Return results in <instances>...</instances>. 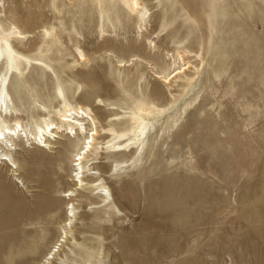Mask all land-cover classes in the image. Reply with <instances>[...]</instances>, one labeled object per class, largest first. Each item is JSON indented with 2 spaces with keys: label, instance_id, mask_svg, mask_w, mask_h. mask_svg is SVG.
Returning <instances> with one entry per match:
<instances>
[{
  "label": "rangeland",
  "instance_id": "1",
  "mask_svg": "<svg viewBox=\"0 0 264 264\" xmlns=\"http://www.w3.org/2000/svg\"><path fill=\"white\" fill-rule=\"evenodd\" d=\"M2 1L0 31L26 35L6 119L33 132L64 97L99 130L73 227L46 264H264V0H212L206 40L180 0H139L135 12L123 0ZM169 52L186 53L188 82L156 76L178 66ZM140 104L163 110L126 143ZM51 143L18 142V175L0 162V259L36 264L71 210L76 141Z\"/></svg>",
  "mask_w": 264,
  "mask_h": 264
},
{
  "label": "bare ground",
  "instance_id": "2",
  "mask_svg": "<svg viewBox=\"0 0 264 264\" xmlns=\"http://www.w3.org/2000/svg\"><path fill=\"white\" fill-rule=\"evenodd\" d=\"M193 12L196 22L199 23L202 28L203 40L207 39L206 29L209 25V10L211 8L212 0H180ZM2 0H0V8H2ZM126 7L131 12H135L140 6L139 0H123ZM2 9H0V17H3ZM47 33V30L46 32ZM26 35L16 26H11V31L8 35L3 29L0 31V68L3 70V75L0 76V162L9 165L11 172L18 175V165L13 159V150L16 149L18 142H22L24 145L33 147V144H37L40 149H48V152H54L53 149L57 147L55 144L59 139H74L76 141L75 150L72 152V156L69 159V181L70 185L63 193L65 199H69L66 209L69 213H66V218L59 225L58 239L52 244L45 255L42 256L36 264H46L54 260V257L59 252L60 247L68 236L67 227L72 229L75 216L73 213V203H71L73 196H75L76 190L83 186V161L87 155L91 153L97 143L99 130L95 116H93L88 107L81 104H73L66 100L62 96V90L57 88L58 94L63 97L60 108L57 110L58 119H51L50 117L42 118L40 121H35L34 131L31 132L27 129V126L19 119L8 121L6 115L8 113L7 99L10 98L6 85V75L14 70L18 69L21 56L14 48V44L21 42ZM78 58L84 60L86 58L84 52L77 49ZM184 52L166 53V57L170 58L171 65L178 63V66L173 68L172 71L158 70L155 71L156 76L162 78L163 83L171 85V82L176 78L182 77L181 81L188 82L190 77L187 74L189 69V59ZM136 56L125 60L116 58V62L119 66H128L132 61L137 60ZM139 59V58H138ZM186 60V61H185ZM185 61V62H183ZM188 63V65H187ZM187 65V66H186ZM88 110L90 112H88ZM138 113L132 114L133 131L128 137L126 143H134L139 140V137L146 130V121L142 116H150L156 112H161L154 105H142L137 107ZM4 115V117H3ZM51 139V140H50ZM58 148V147H57ZM10 171V170H9ZM92 173V172H91ZM17 257V256H16ZM15 256L11 255L0 259V264H16ZM20 260V259H19ZM50 260V262H49Z\"/></svg>",
  "mask_w": 264,
  "mask_h": 264
}]
</instances>
